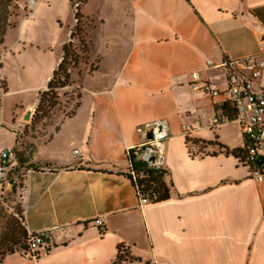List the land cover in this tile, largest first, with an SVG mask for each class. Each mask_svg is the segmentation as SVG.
Listing matches in <instances>:
<instances>
[{
  "label": "crops",
  "instance_id": "crops-1",
  "mask_svg": "<svg viewBox=\"0 0 264 264\" xmlns=\"http://www.w3.org/2000/svg\"><path fill=\"white\" fill-rule=\"evenodd\" d=\"M94 1L95 15L85 16ZM80 13L100 24L113 18L120 51L96 55L85 72L96 86L74 112L82 132L71 151L38 158L36 149L23 163L35 167L16 191L24 230L43 242L35 259L17 250L0 264H112L121 245L131 264H264V185L249 177L242 152L230 154L243 148L238 125H212L232 111L189 85L197 74L223 90L219 64L264 54V0H88ZM155 120L168 126L172 188L168 200L140 206L126 149ZM192 142L214 152L193 154Z\"/></svg>",
  "mask_w": 264,
  "mask_h": 264
},
{
  "label": "rangeland",
  "instance_id": "rangeland-1",
  "mask_svg": "<svg viewBox=\"0 0 264 264\" xmlns=\"http://www.w3.org/2000/svg\"><path fill=\"white\" fill-rule=\"evenodd\" d=\"M98 6L96 1L89 2L82 13L85 16L95 15ZM0 12L2 26V8ZM74 13L71 0H10L8 26L0 44V150L12 149L19 162L26 163L36 149L38 158L71 151L69 142L82 132L76 122L83 116L74 117L72 114L76 111L75 104L83 102L88 105L91 91L96 86L95 78L86 76L85 72L96 64V55L109 59L111 54L120 51L114 41L113 18L105 16V24L82 18L84 31L81 37L88 44L89 61L86 64L79 62L76 68H71L69 86L50 93L46 98V105L58 102L59 107L50 110L47 117L42 111L45 115H39L33 121L40 94L46 90L61 60L62 47L69 41L75 25ZM107 43L112 46L106 48ZM72 44L74 51L81 55L77 37ZM28 111L32 112L31 119L24 121L23 117ZM50 136L49 143L41 144ZM208 146L196 144L191 152L197 155L211 154L214 150ZM20 192H8L0 202V255L7 254L11 246L8 242L12 230L24 229ZM24 241L22 238L20 244ZM13 248L19 251L18 247Z\"/></svg>",
  "mask_w": 264,
  "mask_h": 264
},
{
  "label": "built area",
  "instance_id": "built-area-1",
  "mask_svg": "<svg viewBox=\"0 0 264 264\" xmlns=\"http://www.w3.org/2000/svg\"><path fill=\"white\" fill-rule=\"evenodd\" d=\"M210 64L209 62H207ZM225 87L216 88L209 81H202L197 74L192 75L190 87L211 99H222L233 115L225 112L212 119L213 126L234 122L238 125L242 140V159L248 169L249 177L256 183L264 185V54L251 55L237 60H224L219 64ZM141 142L126 149V156L132 154L135 160L143 162L148 168L163 170L165 142L168 138V126L163 120H155L138 128ZM149 137V138H148ZM73 151V155H77ZM28 168L16 160L13 151L0 150V202L6 193L19 190ZM135 177V173H130ZM139 205L147 202L138 198ZM92 225L101 227L100 218ZM23 225V222H22ZM42 234H27L26 249L22 254L35 259L42 245Z\"/></svg>",
  "mask_w": 264,
  "mask_h": 264
},
{
  "label": "trees",
  "instance_id": "trees-1",
  "mask_svg": "<svg viewBox=\"0 0 264 264\" xmlns=\"http://www.w3.org/2000/svg\"><path fill=\"white\" fill-rule=\"evenodd\" d=\"M86 1L88 0H71V4L75 8V13H74L75 25L70 32L68 43H66L62 47L61 60L57 65L55 71L52 73V76L47 83L46 90L40 94L34 115L32 117L33 121H35L39 115H45L43 114L44 112L46 113V116L44 117H47V114L50 113V110L59 107L58 102L50 105L49 104L46 105L45 104L46 98L49 96L50 93H55L58 90L65 89L66 87H68L70 82L71 68H76L79 62L86 64L88 61V44L85 42L83 37H81V33L84 31V29L81 23L83 17L80 13L81 5L84 4ZM9 5H10V0H0V9L2 8L4 11V23L2 26H0V44L3 41V36L8 26L7 17L9 14ZM75 37L78 38V41L80 43L81 55H79L74 51L72 43ZM94 69H95L94 66L91 65L89 71H93ZM78 106L79 103H76L74 110H76ZM72 114L74 113L72 112ZM69 116L70 114L68 115V117ZM186 141L190 142L189 140ZM192 143H197V142H192ZM201 145L203 146L205 145V143L201 142ZM206 145H212V144L208 143ZM219 148L223 149L225 153H228L227 149L222 147ZM241 152H242L241 150H233L230 152V154L238 158ZM127 160H128V172L126 176L130 180L132 186L134 187V190L138 198H144L147 200L148 203H159L162 201H166L170 198L172 185L165 181V177L167 174L166 171L148 168L145 163L135 160L132 154H130L127 157ZM18 163L23 165L22 162L18 161ZM31 168L35 169L34 166H28V169ZM131 172L135 173V177H133L130 174ZM21 188H22V184H20L19 190H21ZM13 193H15V190ZM22 238L25 241L22 244H20V240ZM26 240H27V233L24 229L12 230L8 242L11 244V246L8 249L7 254H12L16 251V249H14L13 247H18L19 250H25ZM5 255L6 254L0 255V260ZM134 261H136V259L130 256L128 249L124 248V246L121 245L118 247L117 256L112 264H131Z\"/></svg>",
  "mask_w": 264,
  "mask_h": 264
},
{
  "label": "water",
  "instance_id": "water-1",
  "mask_svg": "<svg viewBox=\"0 0 264 264\" xmlns=\"http://www.w3.org/2000/svg\"><path fill=\"white\" fill-rule=\"evenodd\" d=\"M37 106V105H36ZM31 116H32V112L31 111H28L25 113L24 117H23V120L24 121H30L31 119ZM149 138V137H148Z\"/></svg>",
  "mask_w": 264,
  "mask_h": 264
}]
</instances>
